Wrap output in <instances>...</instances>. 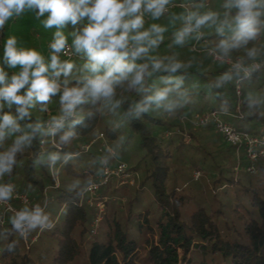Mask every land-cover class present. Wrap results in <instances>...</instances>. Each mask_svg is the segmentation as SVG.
Returning a JSON list of instances; mask_svg holds the SVG:
<instances>
[{
    "label": "trees",
    "instance_id": "trees-1",
    "mask_svg": "<svg viewBox=\"0 0 264 264\" xmlns=\"http://www.w3.org/2000/svg\"><path fill=\"white\" fill-rule=\"evenodd\" d=\"M170 2L182 3L181 0ZM176 9L163 14L159 19H153L152 22H144L146 27L141 31L152 24L160 25L166 31L159 46L151 49L147 56L138 59L136 63L151 65L154 54L177 45L174 43L175 33L182 26L177 24L176 20L181 14ZM232 12L235 14L236 9ZM32 14L36 16L34 10ZM47 15L48 13L44 14V20ZM27 17L25 11L19 17L12 18L0 32V67L4 68L9 77L19 71V66L9 68L3 62L4 44L9 36L16 37L17 48H25L19 42L20 34H38L48 29L52 36L56 31L55 27H44L41 23L42 16L36 25H28ZM259 20L261 23L258 35L264 27V19L259 17ZM85 24L87 18L75 27L67 25L62 31L68 38L73 39L71 33ZM205 30V39L216 36L225 39L233 34L227 27L223 36L219 33L214 35L210 28ZM186 38L185 41L189 43L190 38ZM52 40L53 38L50 41ZM73 55L70 61L76 65L72 72L74 74L71 77L61 76L62 86L65 79L69 82L68 87H74L77 86L78 79L91 75L83 68L87 57L83 53H76L74 49ZM260 69L248 78H241L236 72L222 66L211 72L187 68L176 73L162 70L152 72L149 66L152 74L145 77L144 85L148 91L129 88L128 81L119 85L124 86L128 97L117 107V125L110 127L104 123L106 115L103 101L93 103L89 99L77 105L74 116L65 120L64 127L53 136L52 141L44 134L46 110H51L53 117L57 113L63 115L59 109L60 93L51 97L46 106L36 103L29 110L31 118H25L18 123L24 131H28L26 125L29 123L39 122L44 128L36 133L30 146L17 153L12 172L1 177V184L12 182L20 193L28 195L37 206L41 207L45 202L43 211L49 216L53 227L44 228L40 234L38 232L35 242L29 244L30 249H26L8 218L7 223L0 227V264H264V160L256 164L260 177H257L258 174L250 175L244 170L247 164L242 156L239 170L235 172V149L229 147L228 149L234 150L227 160L232 167V170L227 171L229 175L216 167L218 173L210 185L204 182L203 188L196 189L198 180L193 175L203 169L209 154L202 151L199 161H187L182 155L183 137L173 136L174 132H170L176 126L175 123L163 121L156 116L157 105L152 104L147 112L138 117L134 114L136 104L146 96L170 87L163 78L172 76L183 79L181 88L171 92L169 100L165 102L173 104L174 114L184 110L201 114L202 111H217L240 118L241 121H253L252 125L246 126L247 129L255 123L264 127V117L258 114L242 115L254 103L249 100L248 93L264 86V71L260 72ZM225 74L230 79H222ZM237 80H240L242 87L239 114L236 111L237 98L234 91ZM244 81L248 83L245 90L242 86ZM258 81L260 82L257 83ZM4 111L16 115V106L9 108L5 105ZM72 120H80L81 123L73 127ZM157 128L164 132L163 135L157 133ZM69 131L74 133L73 137L68 142H62L60 137ZM165 132H170L171 135L163 137ZM20 134L6 135L0 142V151L10 146ZM98 134H103L110 142L123 135L124 144L117 153V159H131V155H126L125 148L128 145L132 147L133 155L142 153L144 166L140 187L133 190L134 196L127 199L124 211L116 207L115 200L109 199L98 230L93 239L89 240L87 235L90 236L95 210L80 205L79 202L83 189L88 184L89 175L99 171L100 160L106 153L99 152L97 146L87 152L82 151L81 147ZM52 153L59 154L60 158L54 165L63 172L62 180L58 181L57 186L49 172L52 164L49 156ZM66 155L71 156L67 161ZM140 163L128 169L136 171L140 168ZM251 177H255L254 184ZM74 179L86 183H75ZM209 187L220 191L218 196ZM144 188H148V195H143ZM117 190L108 186L102 193L113 196ZM219 196L222 201L217 198ZM10 245L13 246L11 251L8 250ZM36 249L39 252L36 258L42 257L45 263L36 262L30 257V252Z\"/></svg>",
    "mask_w": 264,
    "mask_h": 264
},
{
    "label": "clouds",
    "instance_id": "clouds-1",
    "mask_svg": "<svg viewBox=\"0 0 264 264\" xmlns=\"http://www.w3.org/2000/svg\"><path fill=\"white\" fill-rule=\"evenodd\" d=\"M170 0H0V32L14 17H19L25 11L36 10L37 18L48 13L43 21L45 28H56L54 38L49 45L51 50L49 62L35 49L17 48L15 36H9L4 44L3 62L9 68L19 66V71L9 74L0 67V142L6 135L21 133L16 136L13 143L5 150L0 151V177L10 174L16 164L17 153L30 146L36 133L41 132L44 126L37 122L26 125L28 131H24L18 121L30 119V109L36 103L46 106L51 97L60 93V104L63 115L54 117L44 134L55 135L65 124L68 117L74 116L77 105L87 102L111 101L115 95L116 87L124 81H128L129 88L140 91H148L144 87L145 77L152 72L164 71L176 73L184 65L175 58L164 60L151 58L149 63H136L149 53L151 49L159 46L163 40L166 29L160 25L152 24L148 29L144 28V13L151 14L153 19H159L166 11ZM226 9H236L234 17L229 21L230 12L225 13V18L219 20L218 14L208 12L199 14L189 12L185 19V26L175 33L176 44H183L185 38L202 25L219 20L217 32L224 35L225 28L232 31V35L222 39L219 48L224 54L231 49L239 48L250 40H254L259 32L261 21L259 17L264 15L260 9H264V0H227ZM87 18V24L77 29L73 36L71 46L68 38L62 31L67 25H78ZM234 25V27H233ZM199 38V37H197ZM72 48L76 53H83L87 62L83 68L91 75H85L76 81L77 86L68 87V80L61 83L59 78L69 77L76 65L70 60L61 61L60 54H67ZM255 51L249 52L252 56ZM237 69L241 66L235 65ZM246 74L248 69H243ZM170 87L157 90L153 95L146 96L143 101L135 106L134 114L139 116L149 110L152 104L164 105L171 110L169 94L179 90L183 83L182 78L168 76L163 78ZM222 79H230L225 74ZM21 90H24L23 92ZM16 106V115L5 112L4 107ZM119 107V102L116 103ZM43 110V109H42ZM81 123L80 120H72L71 125ZM74 133H64L60 137L62 142H68ZM60 158L58 153H52L49 160L52 164ZM65 156V161L70 159ZM13 186L0 184V202L12 198ZM12 227L22 237L36 228H52L53 224L49 216L40 206L34 209L27 207L16 212L11 218ZM9 246V251L12 250Z\"/></svg>",
    "mask_w": 264,
    "mask_h": 264
},
{
    "label": "rangeland",
    "instance_id": "rangeland-1",
    "mask_svg": "<svg viewBox=\"0 0 264 264\" xmlns=\"http://www.w3.org/2000/svg\"><path fill=\"white\" fill-rule=\"evenodd\" d=\"M182 3H187L190 4L191 8L189 12H198L199 14H205L208 12H214L218 14L219 20H223L225 18V13L230 12L228 19L229 21L232 20V17H234L235 14H233V9L229 10L224 7V5L227 3L226 0H181ZM207 2L209 7L208 10H205L202 7V3ZM176 11H179L181 16L178 17L177 24L180 26H185L184 22V17L185 13L179 9H176ZM262 13H264V9H260ZM174 14V13H173ZM27 23L28 25H36L39 23V21L42 18H37L32 14V11H27ZM148 16L150 18V22H152L153 18L151 17V14L148 13ZM43 20L41 23L44 21V16ZM260 18L264 19V15H261ZM219 20L216 23L210 22L209 24L206 23V25H202L200 27V31L202 32V36L205 35L207 28H210V31L214 35H217V27L219 26ZM146 24H144V28ZM264 25V23H263ZM52 32L48 29L39 32L38 34H33L28 32L26 35L20 34L18 36L19 42L21 45L25 48H31L35 49L38 52L41 53V55L44 56L45 60H49L50 57V48L49 44L51 43V39L54 38V34L51 36ZM197 34L191 33V35L187 38H190V42L187 43L184 41L183 44H177L174 47L167 48L164 52H160L157 54H154L153 57L156 59H161L164 60L165 63H167V59L165 58H175L179 62H181L184 67L182 69H198L200 71H205V72H211L215 71L221 68V66L215 62H213L206 54L207 49L214 50L215 52L219 53L220 55L230 58V59H237V58H242L246 61V63L251 64V63H257L260 66V72L264 71V27L260 33L254 40L248 41L247 44L240 46L239 48L231 49L227 54H224L222 50L218 47L220 44V41L224 38L220 37H212L210 39H205V42L199 41L197 39ZM68 38V37H67ZM186 38V39H187ZM68 43H72V39L68 38ZM254 50L255 54L250 56L249 52ZM74 73H72L69 77H71ZM63 77V76H62ZM258 81L257 83H259ZM260 85V84H258ZM243 90H245L248 87V83L246 81L243 82L242 84ZM256 87V86H255ZM242 94V90H241ZM249 95V100L254 102L251 107H247L245 111L243 112L242 115L249 116L251 114H258L259 116L264 117V86L252 90V92L248 93ZM128 97V92L124 88V86H117L115 90V95L112 98L111 101H103V110L106 115L104 118V123L110 127H113L114 125L118 124V112H117V107L115 106L117 102H121L122 100L126 99ZM241 102V99H240ZM240 107V106H239ZM48 108V107H47ZM52 112L51 110H47ZM156 116L159 119H162L163 121L170 122V123H175V127L171 129V133H173V136H182L183 137V144L184 148L182 150V155H184V158L189 161L192 160L193 162H197L202 158V151L206 152L208 155L206 159V163L203 167V169L199 172V176L197 179H195L194 175L193 178L195 180H198V184L196 186V189H201L204 187V182L210 185L211 180H213L216 177V174L218 173L216 167H219L223 173L227 176L229 175L227 171L232 170L231 163L227 162V160L230 159L231 157V152L234 150L228 149L229 147L227 144L224 142V140L221 138V136L213 129L211 128H196L193 126L191 120L193 114L199 115L201 113L199 112H193L189 113L188 111L184 110L183 112L179 111V114H174L173 110H167V108L164 105L158 106L156 108ZM202 113H204L202 111ZM242 113V112H241ZM241 115V114H240ZM176 118V119H175ZM224 120L228 121L233 127L236 129H241L242 131L251 133V134H257L258 130L261 128L260 123H255V125L251 128L247 129L248 124H253V121H241L240 118L234 117L232 115L230 116H225ZM252 122V123H251ZM179 125V127H178ZM157 133H161L163 135V131H161L159 128L156 129ZM175 134V135H174ZM99 135V134H98ZM96 135L94 138H92L91 141L95 140ZM11 136V135H10ZM164 137V136H163ZM106 145L114 152L113 157H109L106 154L104 157L107 159L108 164H115L117 161L124 162L128 167H133L136 163H140V168L137 169L136 171H131L132 173L136 174L135 178V185L132 187H124L121 189V187L117 188L118 190L113 196L106 195L108 199H113L116 201L117 204L116 207L119 208L120 211H124V204L126 203L127 199H130L134 196L133 190H137L140 186V181L142 178V170L144 164L142 163V153L135 154L133 155L132 150L130 146L127 145L126 149V155H131V159L128 160H119L117 159V153L120 151L122 144H124V136L119 135L117 140L115 141H108L104 137ZM189 141L186 143V141ZM99 143L95 142L91 147L97 146L99 148ZM9 146H6L4 151L8 148ZM89 149V150H90ZM236 153V151H234ZM210 158V159H209ZM59 160V159H58ZM58 160L55 162L57 163ZM98 173V171H97ZM258 174V173H257ZM261 174H258L257 177H260ZM63 177V172L59 170V176H58V181H61ZM256 177V178H257ZM253 179L255 177H251V181L253 182ZM74 182L76 183H81L82 185H85L86 182L78 179H74ZM113 186V185H112ZM113 188H115L113 186ZM211 191L213 188L209 187ZM215 191V190H213ZM143 195H148V188L143 189ZM218 193L220 191H215V195L218 196ZM142 195V196H143ZM141 196V197H142ZM222 201V197H217ZM59 214V213H58ZM43 229H40L39 227L31 230L29 232L30 236H37L41 233ZM32 232V234H31ZM39 232V234H38ZM29 236V239L31 238ZM89 240H92L94 236H88ZM30 249V248H28ZM21 251V250H20ZM19 251V253H20ZM37 253L39 254L38 250L36 251H31L30 252V257L39 263H45V261L40 258H36Z\"/></svg>",
    "mask_w": 264,
    "mask_h": 264
},
{
    "label": "built area",
    "instance_id": "built-area-1",
    "mask_svg": "<svg viewBox=\"0 0 264 264\" xmlns=\"http://www.w3.org/2000/svg\"><path fill=\"white\" fill-rule=\"evenodd\" d=\"M190 6L191 5L187 3L170 2V4L167 6V11L164 14H167L170 10L177 8L183 12H186V17L190 11ZM202 7L205 10H208L209 5L207 2H204L202 3ZM34 11L36 13V10ZM149 20L150 18L148 16V13H144V22H148ZM193 33L197 34V36L199 37L197 39H199V41L205 42L204 36H202L200 28L197 31H194ZM206 54L213 62L219 64L222 67H226L230 71L236 72L241 78H248L253 72L258 71L260 69V66L257 63H251L248 65V63H246V61L242 58H226L211 49H207ZM73 56V49L70 48L67 54H60V59L61 61L71 60L73 59ZM237 64L241 66L239 69L235 67V65ZM245 68L249 70L248 74L244 72L243 69ZM61 90H63L62 85ZM241 90L242 87L240 80H237L235 83L234 91L235 96L237 98L236 111L238 114L241 99ZM59 109H62L61 104ZM52 114L53 112L50 113V111L46 110L47 120L45 123V130H47V127L54 118ZM225 115L217 111H207L199 115H194L192 117L191 122L196 128L211 127L221 136V138L224 140L228 147L235 149L237 161V166L234 168L235 172L239 170L238 165L242 156L243 160L247 164L244 170L250 175H256V164L259 161L264 160V127H261L258 130L257 134H251L233 127L228 121L224 120ZM60 116L62 115H60L59 113L55 115L56 118H59ZM170 135V132H165L164 137H168ZM46 136L49 137L51 141L53 140L54 135ZM95 142L99 143V152L106 153L109 157L114 156V152L108 147V145H106L103 134H99L95 140L90 141L86 145H83L81 147V150L87 152ZM187 142L189 141L187 140L186 143ZM42 143L43 142H41V144ZM49 172L53 181L55 182V185L57 186L59 167L54 164H50ZM198 176L199 173L194 174L195 179H197ZM135 178L136 174L132 173L124 162H116L115 164L111 165L107 163V159L105 157L101 158L99 171L96 174L89 175L88 184L84 187L79 202L80 205H85L86 207L95 210V217L90 225V236H94L96 234L99 224L105 213L106 204L109 200L106 195L102 193L103 189L112 185L115 188L127 186L132 187L135 185ZM4 184H11L14 190L12 193V198L10 200L0 202V227H3L7 223L8 218H10L11 220V218L16 214V212L20 211L21 209L27 207L31 210L37 206L31 201L28 195L20 193L12 182H7ZM45 205L46 203L44 202L43 206H41L43 210L45 209ZM17 234L23 241L26 249H28L29 244L35 242L37 238V236H33L29 239V233L26 237H22L19 232H17Z\"/></svg>",
    "mask_w": 264,
    "mask_h": 264
}]
</instances>
